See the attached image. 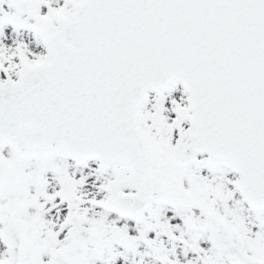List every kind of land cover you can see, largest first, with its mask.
<instances>
[{
  "label": "water",
  "instance_id": "1",
  "mask_svg": "<svg viewBox=\"0 0 264 264\" xmlns=\"http://www.w3.org/2000/svg\"><path fill=\"white\" fill-rule=\"evenodd\" d=\"M44 38L48 59L0 82V188L9 179L6 144L20 157L99 159L120 165L106 207L141 216L168 184L149 162L137 109L149 91L180 81L190 94L191 129L172 161L184 166L209 153L232 163L245 199L264 205V0H78ZM81 218L69 215L78 242L94 233ZM213 234L219 252L263 264L229 229ZM4 239L7 264H21V229L8 224ZM54 264L71 262L59 250Z\"/></svg>",
  "mask_w": 264,
  "mask_h": 264
},
{
  "label": "rangeland",
  "instance_id": "2",
  "mask_svg": "<svg viewBox=\"0 0 264 264\" xmlns=\"http://www.w3.org/2000/svg\"><path fill=\"white\" fill-rule=\"evenodd\" d=\"M76 1L0 0V81L17 78L22 66L46 59L43 30L56 24ZM187 105V93L177 83L167 91L150 93L139 109L138 120L152 147L150 162L170 183L169 197L140 220L108 213L103 207L107 185L118 180L114 168L95 162L78 165L62 153L20 158L4 148L11 179L0 190V264L9 256L2 241L7 222L3 214L28 236L22 264H51L58 248L72 264H196L204 258L195 250L204 256L211 251L205 252L208 246L202 242L210 233L203 227L206 219L227 223L237 242L264 260V207L252 208L243 200L235 169L211 163L204 155L184 167L172 161L178 139L190 126ZM69 207L96 230L89 241L78 243L72 237ZM216 261L236 264L224 257Z\"/></svg>",
  "mask_w": 264,
  "mask_h": 264
},
{
  "label": "flooded vegetation",
  "instance_id": "3",
  "mask_svg": "<svg viewBox=\"0 0 264 264\" xmlns=\"http://www.w3.org/2000/svg\"><path fill=\"white\" fill-rule=\"evenodd\" d=\"M6 215V214H5ZM9 215L7 214V216H4V217H6L7 218V220H8V217ZM207 220H209V219H207ZM213 223H214V225H216V227H219V228H223V227H226L227 226V223H225V222H221V221H216V222H214L213 221ZM204 228H206V229H208L209 231H211V227L210 226H206L205 225V223H204ZM212 232V231H211ZM27 238H28V236L26 235V240H27ZM204 238H205V240H202V242H204L205 244L204 245H206V247L208 246V249H206L205 250V252L206 251H208V250H211L210 252H208L206 255L207 256H211L210 254L212 253V259L211 260H209L208 261V264H218L217 263V261H216V259L217 258H221V257H224V258H228V259H230V260H233L232 259V257H230V256H226V255H221V254H219V253H217L216 252V250H214L213 248L211 249L209 246H211V242H210V238H211V236H209V238H208V236H204ZM234 240L237 242V240L235 239V237H234ZM238 243V242H237ZM239 244V243H238ZM195 250V249H194ZM196 252H197V256H200V257H203L204 259H203V261L202 262H199V263H196V264H206V260H207V256H206V258H205V256L203 255V253H201L200 252V250H195Z\"/></svg>",
  "mask_w": 264,
  "mask_h": 264
}]
</instances>
